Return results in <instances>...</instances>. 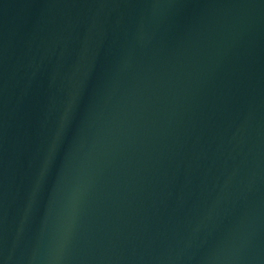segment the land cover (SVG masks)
Wrapping results in <instances>:
<instances>
[{
	"label": "water",
	"instance_id": "water-1",
	"mask_svg": "<svg viewBox=\"0 0 264 264\" xmlns=\"http://www.w3.org/2000/svg\"><path fill=\"white\" fill-rule=\"evenodd\" d=\"M0 264H264V0H0Z\"/></svg>",
	"mask_w": 264,
	"mask_h": 264
}]
</instances>
